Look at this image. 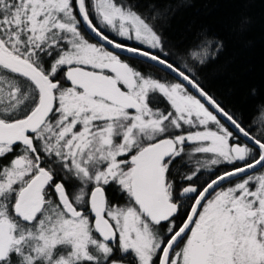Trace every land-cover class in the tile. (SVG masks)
<instances>
[{
  "label": "rangeland",
  "instance_id": "1",
  "mask_svg": "<svg viewBox=\"0 0 264 264\" xmlns=\"http://www.w3.org/2000/svg\"><path fill=\"white\" fill-rule=\"evenodd\" d=\"M87 10L110 38L163 53L155 27L126 2L90 0ZM6 44L15 49L26 47V54L19 55ZM0 48L40 70L39 62H50L49 74L42 71L53 89L54 113L34 137L49 171L57 175L78 209L89 210L92 189L109 181L131 195V168L123 165L127 163L123 155L159 137L176 139L178 148L173 156L181 157L189 171L186 176L234 160L232 133L214 112L170 73L155 65L158 71L143 74L124 61L122 53L84 35L72 0H0ZM69 65L110 70L139 101V108L126 110L71 85L59 86L51 74ZM159 96L165 98L167 107L156 104ZM8 147L0 144V153ZM243 147L247 152V145ZM18 160L0 172V236L10 244L6 260L11 258L14 264H73L109 254L110 244L97 234L87 212L70 216L56 198H45V194L39 215L27 226L20 223L22 217L15 213L14 204L32 168L24 158ZM168 165V161L164 163L160 185L171 197L175 184L168 177ZM14 191L10 211L8 201ZM201 205L184 235L187 237L167 264H264V166L218 189ZM105 213L122 248L132 250L140 264H154L157 256L159 262L164 246L158 222L150 221L131 201L109 204L106 200Z\"/></svg>",
  "mask_w": 264,
  "mask_h": 264
},
{
  "label": "trees",
  "instance_id": "2",
  "mask_svg": "<svg viewBox=\"0 0 264 264\" xmlns=\"http://www.w3.org/2000/svg\"><path fill=\"white\" fill-rule=\"evenodd\" d=\"M72 1L74 4V0ZM122 1L155 27L162 42L163 53H158L159 55L195 79L226 112L251 135L264 143V0ZM86 7H90V0H86ZM74 10L76 13L75 8ZM88 14L98 25L90 10ZM79 25L81 26L80 23ZM81 28L88 37L82 26ZM6 46L19 55L26 54V47L15 49L12 44ZM122 58L143 74L149 70H159L155 65L132 56L122 55ZM41 62L39 63L43 66L42 70L48 73L50 62L43 64ZM64 68L60 67L51 74L61 87L70 85L65 79ZM39 97V90L29 78L0 64V120L10 122L25 118L37 106ZM246 145L248 151H245L243 162H252L259 157L260 150L248 143ZM24 148L22 145L16 146L15 154H24ZM239 162L234 159L226 164L214 165L211 169H203L196 178L179 181L175 186L181 188L185 185L184 182H191L202 187L223 171L236 168ZM31 168L32 173L26 176L25 181L29 180L34 172L33 164ZM244 177L245 175L233 181ZM228 185L222 184L218 189ZM104 188L109 204L134 202L132 195L119 184H106ZM44 193L45 198H56L49 186L45 188ZM15 197L16 191L8 201L10 211ZM179 198L182 200L179 214L169 220L158 222V233L162 235L163 246L182 225L192 205L190 196ZM87 214L92 220L91 212ZM19 221L23 225H28V222L22 219ZM186 237L184 236L172 249L168 262L175 248ZM110 247V253L100 259H86L73 264H109L111 261L140 264L132 250L121 247L118 238L116 244H110ZM157 257L154 258V264L159 263ZM14 261L9 258L0 260V264H14Z\"/></svg>",
  "mask_w": 264,
  "mask_h": 264
},
{
  "label": "water",
  "instance_id": "3",
  "mask_svg": "<svg viewBox=\"0 0 264 264\" xmlns=\"http://www.w3.org/2000/svg\"><path fill=\"white\" fill-rule=\"evenodd\" d=\"M74 3L79 22L89 38L114 51L142 59L167 71L193 91L235 134L246 143L260 150V155L256 160L215 176L198 191L182 225L168 239L161 251L159 264H167L170 252L189 230L203 201L224 182L252 173L264 166V143L251 135L189 74L157 53L127 46L110 38L91 19L84 0H74ZM0 64L29 78L40 93L37 106L28 116L10 122L0 120V143L23 142L33 148L30 133L41 127L53 109L54 94L50 80L42 70L31 62L14 58L1 48ZM64 76L73 87L80 88L88 94L99 96L127 109L135 110L139 108V103L136 99L123 91L108 75L100 71H95L82 65H70L65 68ZM175 148L174 138L167 137L141 148L132 156L134 168L130 184L131 194L138 208L148 219L154 222L169 220L177 215L179 211L178 204L169 200L166 194L159 190L158 183L160 163L163 159L168 158ZM232 153L237 159H244L245 151L242 150L240 145H233ZM49 180L48 171L43 169L18 193L14 209L16 214L21 216L24 221L33 220L42 208V192ZM196 188V186L191 184L186 185L181 194L192 195L195 193ZM54 189L64 211L70 216H79L81 211L77 210L71 203L65 189L59 184L55 185ZM105 207L106 195L104 187L97 185L91 191L89 203L93 226L102 239L111 245H115L117 233L106 216ZM9 246L8 242L1 241L0 236V260L6 257Z\"/></svg>",
  "mask_w": 264,
  "mask_h": 264
},
{
  "label": "flooded vegetation",
  "instance_id": "4",
  "mask_svg": "<svg viewBox=\"0 0 264 264\" xmlns=\"http://www.w3.org/2000/svg\"><path fill=\"white\" fill-rule=\"evenodd\" d=\"M121 54V53H120ZM121 55H124V54H121ZM120 56V55H119ZM124 61H126V59H124ZM126 62H128V61H126ZM93 70H95V69H93ZM95 71H100V72H102V73H104V74H106V75H108L109 76V78L110 79H112L123 91H125L126 93H128L129 95H130V93L128 92V90H127V88L125 87V85L121 82V81H119V80H117V79H115V77L113 76V74L110 72V70H102V69H97V70H95ZM161 71H163V72H165V73H167V74H169L167 71H164L163 69L161 70ZM187 87V86H186ZM74 88H76V87H74ZM77 89H79L80 91H83L84 93H86L84 90H82V89H80V88H77ZM187 89H188V91L191 93V94H193L194 96H196L201 102H203L193 91H191L188 87H187ZM86 94H88V93H86ZM88 95H91V94H88ZM92 96H94V97H97V98H100V99H102V100H104V101H106V102H108V103H110V104H113V105H115V106H119V105H116V104H114V103H112V102H109V101H107L106 99H104V98H101V97H99V96H96V95H92ZM131 97H133V96H131ZM157 101V105H161V106H166L167 107V101L165 100V98L163 97V96H159L157 99H156ZM54 101H55V97H54ZM138 101V100H137ZM138 103H139V101H138ZM150 103V102H149ZM151 103H154L153 101L151 102ZM204 103V102H203ZM205 104V103H204ZM139 105H140V103H139ZM205 106H207L206 104H205ZM119 107H121V108H124V107H122V106H119ZM208 107V106H207ZM209 108V107H208ZM124 109H126V110H130L131 111V109H127V108H124ZM210 109V108H209ZM211 110V109H210ZM54 111V102H53V109H52V111H51V113L49 114V116L46 118V120H45V122L51 117V115L53 116V112ZM212 111V110H211ZM213 112V111H212ZM217 116V115H216ZM217 118H218V120L220 121V122H222V120L217 116ZM44 122V123H45ZM44 123L41 125V127L44 125ZM227 128H229L224 122H222ZM41 127H39L36 131H38ZM36 131H34V132H32V133H30V139H31V142H32V145H33V148H31L30 146H29V144H26V143H23V142H15V143H0V144H5V145H9V147H8V149L7 150H5V151H3L2 153H0V172L2 171V168H4V167H6V166H9V165H11V162H13L14 164H18V162H19V160H18V158H24L27 162H28V164L30 165V167L32 166V164L34 165V172H33V174L31 175V177L29 178V181L27 182V183H29L31 180H32V178L37 174V173H39L40 171H42L43 169H45V170H47L48 171V173H49V175H50V180L46 183V186L44 187V189H43V192H42V194H43V199H44V190H45V188L47 187V186H49V187H51L52 188V191H53V193H54V195L56 196V199H57V201L59 202V199H58V195H57V193H56V191H55V189H54V187H55V185H57V184H59V185H61V186H63L62 185V183L60 182V179H58V177H57V175H55L51 170L49 171V166L47 165V162H46V159L44 158V152H43V150L41 149V147H40V144H39V142L35 139V137H34V134H35V132ZM230 131H231V133H232V138H231V151H232V146L233 145H235V144H238V145H240L241 147H242V150H244L245 151V148L243 147L244 146V144H246V142L243 140V139H241V137H239L237 134H235L231 129H230ZM167 137H172V138H174L173 136H170V135H167V136H163V137H159L158 139H155V140H153V141H151L150 143H147V144H144V145H142L141 147H139L138 149H131L127 154H124L123 156H124V159H127L126 161H127V163L125 162V164H123V165H129L130 166V174H131V179H132V171H133V168H134V163L132 162V156L137 152V151H139L141 148H143V147H145V146H148V145H151V144H153V143H155V142H157V141H159V140H161V139H163V138H167ZM174 141H175V143H176V148H175V150L173 151V153L168 157V158H166V159H163L162 161H161V163H160V177H159V181H158V183H159V190H161V191H163V189L161 188V185L160 184H162L163 183V180H164V172H163V166H164V163L165 162H169V165H168V169H167V172H168V177L170 178V180L172 181V184H177V182L179 183V181H183V180H187V179H190V178H192V179H194V178H196V176H198V174L201 172V170L197 173V174H194V175H192V176H186L188 173L187 172H189L188 171V169H186L187 167H186V165L184 164V163H182V161H181V157H179V156H173L174 155V153H175V151L177 150V148H178V143H177V141H176V139L174 138ZM19 145H22V146H25V152H23L24 154H21V153H18V155H16L15 154V151H17V150H15V147L16 146H19ZM27 151V152H26ZM28 152H30V154L28 153ZM233 154V153H232ZM33 155V156H32ZM233 157H234V159L235 160H238V161H240L239 162V164H238V166H236V168H238V167H240V166H242V165H245V164H248V163H250V162H243V160L244 159H237L234 155H233ZM244 157H245V153H244ZM14 160V161H13ZM5 162H8V164H6ZM243 162V163H242ZM226 163H228V162H223V164H226ZM203 169H206V168H203ZM202 169V170H203ZM232 169H235V167L234 168H231V169H229V170H232ZM229 170H225V171H223V173L224 172H226V171H229ZM251 174H253V172L252 173H249V174H246L245 175V177L246 176H249V175H251ZM219 175V174H218ZM244 176V175H243ZM240 177H242V176H240ZM240 177H237V178H240ZM214 178V177H213ZM237 178H234V179H232V180H229V181H226V182H224L223 183V186L225 185V184H234V183H236L237 182V180L236 181H233V180H235V179H237ZM211 180V179H210ZM209 180V181H210ZM208 181V182H209ZM207 182V183H208ZM228 182H230V183H228ZM26 183V184H27ZM207 183H205V185L207 184ZM106 184H118L117 182H115V181H109L108 183H106ZM130 184H131V181H130ZM183 184H185V185H183L181 188H177L176 186L174 187L173 186V189H172V196L171 197H168V195L166 194V192H164L165 194H166V196L168 197V199L169 200H171L172 202H175V203H177L178 204V206H179V211H178V213L177 214H179V212H180V203H181V199L179 198L180 196H190V198H191V201H192V203H193V201L195 200V198H196V195H197V193H198V191L199 190H201L204 186H202V187H200V186H198L196 183H191V182H184ZM194 185V186H196L197 188H196V191H195V193L194 194H192V195H182L181 194V192H182V190L184 189V187L186 186V185ZM219 188V187H218ZM217 188V189H218ZM65 189V191H66V193L68 194V191H67V189L66 188H64ZM217 189H215L213 192H215ZM104 190H105V188H104ZM212 192V193H213ZM211 193V194H212ZM210 194V195H211ZM209 195V196H210ZM69 196V195H68ZM208 196V197H209ZM207 197V198H208ZM206 198V199H207ZM69 199H70V197H69ZM205 199V200H206ZM204 200V201H205ZM70 201H71V203L73 204V202H72V200L70 199ZM203 201V202H204ZM16 202V201H15ZM74 205V204H73ZM60 206H62L61 204H60ZM75 206V205H74ZM201 207V206H200ZM42 208H43V205H42ZM42 208L40 209V211L37 213V215H36V217L39 215V213L41 212V210H42ZM62 208H63V206H62ZM76 208V207H75ZM77 210H80L81 211V214L80 215H83V213L84 212H90L89 210H88V208L87 207H85L84 209L85 210H82V209H78V208H76ZM200 209V208H199ZM190 210V209H189ZM199 211V210H198ZM143 213V212H142ZM198 213V212H197ZM79 215V216H80ZM145 216V215H144ZM176 216V215H175ZM186 218V217H185ZM22 220H23V218H21ZM150 220V219H149ZM150 221H152V220H150ZM156 223V222H155ZM2 241V240H1ZM9 251H10V246H9ZM9 251H8V253H7V256H6V258L8 257V254H9ZM6 258H4V259H2V260H5ZM177 264V263H176Z\"/></svg>",
  "mask_w": 264,
  "mask_h": 264
}]
</instances>
